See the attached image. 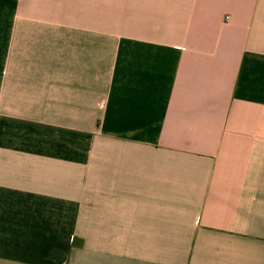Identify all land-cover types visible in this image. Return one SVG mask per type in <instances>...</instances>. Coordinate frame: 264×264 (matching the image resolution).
Instances as JSON below:
<instances>
[{"label": "crops", "instance_id": "1", "mask_svg": "<svg viewBox=\"0 0 264 264\" xmlns=\"http://www.w3.org/2000/svg\"><path fill=\"white\" fill-rule=\"evenodd\" d=\"M0 264H264V0H0Z\"/></svg>", "mask_w": 264, "mask_h": 264}]
</instances>
